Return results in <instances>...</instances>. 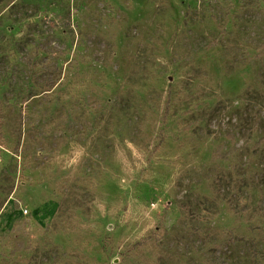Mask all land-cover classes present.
Wrapping results in <instances>:
<instances>
[{
    "label": "rangeland",
    "instance_id": "obj_1",
    "mask_svg": "<svg viewBox=\"0 0 264 264\" xmlns=\"http://www.w3.org/2000/svg\"><path fill=\"white\" fill-rule=\"evenodd\" d=\"M0 264H264V0H0Z\"/></svg>",
    "mask_w": 264,
    "mask_h": 264
}]
</instances>
